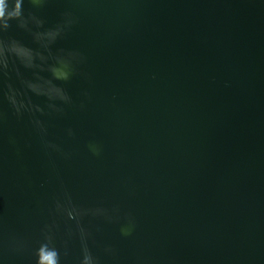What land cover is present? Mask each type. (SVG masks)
I'll use <instances>...</instances> for the list:
<instances>
[{
    "label": "water",
    "instance_id": "95a60500",
    "mask_svg": "<svg viewBox=\"0 0 264 264\" xmlns=\"http://www.w3.org/2000/svg\"><path fill=\"white\" fill-rule=\"evenodd\" d=\"M7 24L0 264H264V0H21Z\"/></svg>",
    "mask_w": 264,
    "mask_h": 264
},
{
    "label": "clouds",
    "instance_id": "9594fccd",
    "mask_svg": "<svg viewBox=\"0 0 264 264\" xmlns=\"http://www.w3.org/2000/svg\"><path fill=\"white\" fill-rule=\"evenodd\" d=\"M3 4H4V0H0V28H7L8 27L7 21L13 18H19L21 16V0H15V3L13 7L9 9L7 16L5 15ZM48 255L54 256L56 261L59 262L58 255L56 254L55 250H48ZM36 264H47V262L41 259L39 250L37 251Z\"/></svg>",
    "mask_w": 264,
    "mask_h": 264
}]
</instances>
